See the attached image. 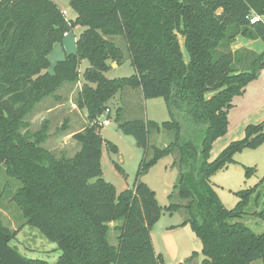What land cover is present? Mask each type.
Returning a JSON list of instances; mask_svg holds the SVG:
<instances>
[{
  "label": "trees",
  "instance_id": "trees-1",
  "mask_svg": "<svg viewBox=\"0 0 264 264\" xmlns=\"http://www.w3.org/2000/svg\"><path fill=\"white\" fill-rule=\"evenodd\" d=\"M70 5L77 13L74 20L52 0H0V162L22 184L11 200L24 212L26 224L62 251L55 263L25 257L11 245L18 229L0 218V264H165L151 234L163 207L139 176L171 153H178L176 187L187 203L168 209L186 211L183 223L202 242L201 264L264 262V233L232 221L244 215L253 190L239 192L240 201L228 209L211 182L234 162L236 153L264 144V121L248 124L243 138L210 160L214 143L229 131L234 97L264 67V50L252 71L241 72L233 68L232 51H221L218 58L215 52L220 46L227 50L238 33L264 42V21L251 23L249 18L264 15V0H70ZM76 25L84 28L76 52L48 72L49 54ZM115 36L126 42L134 68L130 76L106 74L112 69L108 60L121 65L125 59L123 48L108 39ZM83 61L89 66L77 106L86 110L89 124L73 135L80 150L58 158L41 144L44 134L20 129L37 104L65 83L79 81ZM126 87L141 88L146 100L163 97L172 119L162 125L125 119L119 108L115 120L124 134L133 136L145 153L151 129L175 134L169 145L154 147L151 160L144 156L133 188L119 193L102 177L105 141L99 128L108 102ZM188 123L205 127L200 144L185 139ZM257 215L264 219V210ZM111 230L117 234L116 245L110 241ZM197 256L195 252L186 262Z\"/></svg>",
  "mask_w": 264,
  "mask_h": 264
},
{
  "label": "rangeland",
  "instance_id": "rangeland-1",
  "mask_svg": "<svg viewBox=\"0 0 264 264\" xmlns=\"http://www.w3.org/2000/svg\"><path fill=\"white\" fill-rule=\"evenodd\" d=\"M52 1L62 10H67L69 18L73 20L76 18L77 13L72 9L70 0ZM82 31L83 27L76 25L69 32V36H65L62 42L55 44L48 56L50 61L48 72L53 73L58 61L64 59L67 54L76 52V41ZM179 37L185 59H187L188 54L184 48V39ZM108 39L115 41L117 45L123 48L125 59L121 65L108 60L107 62L112 66V69L106 73L107 76L115 78L132 75L134 68L131 65L124 38L115 36ZM244 39L245 37L238 33L227 50H224L222 46L219 47L215 52V58L222 54L221 51L225 53L230 50L234 54L232 65L237 72L252 71L253 67L255 68L254 59L264 50V42L258 39L257 43L250 46L251 48H239V43ZM86 65L89 66L88 61H84L80 66L81 77L79 81L70 85L65 83L56 94L47 97L36 105L34 111L24 119L25 126L20 129L23 134L27 132L28 134L39 132L44 134L41 144L58 158L73 157L80 150L79 143L73 139L72 130L69 131V129L72 127V121L76 124L75 131L81 127L82 119L87 120L86 111L81 110L83 117H79L76 108L74 110L76 116H72L73 113L70 114L69 112L73 103L77 106L79 93L85 84L83 71ZM259 71L261 72L260 75L245 85L243 93L234 97L233 108L229 114V131L214 143L211 159H215L231 141L243 137L244 125L264 121V67ZM128 88L130 87L123 90V97L126 96L125 90ZM117 94V99L114 97L108 102L112 112L109 116L106 114L101 117V122L106 117L110 118L112 125L106 127L102 124L99 133L105 141L101 159L102 177L112 183L120 193L126 188H133L144 156L146 155L147 161L151 160L154 147L163 148L169 145L174 139L175 132L151 129L149 150L145 153V150L137 145L133 136L126 135L121 131L118 122L115 120L118 109L123 105L120 100L122 98L121 91ZM123 114L127 118L152 120L158 125L172 119L171 110L163 97L142 99L140 104H135L131 109L125 110ZM186 131L185 139L193 138L196 143L200 144L205 133V127L195 128L188 123L186 124ZM34 139L36 137H32V140ZM113 145L117 149L112 148ZM177 156L178 153L177 155L171 153L162 156L148 170L140 174L139 180L147 183L153 189L158 204L163 207V213L152 227L151 234L154 248L161 255L164 263L181 264L183 262V264H189L185 260L195 252L198 253V256L190 261L200 263L203 259L202 242L191 226L183 223L187 217L186 211L184 209L173 211L168 209L171 204L187 203L180 198L176 187L180 176ZM247 168L252 171L247 173ZM211 182L220 202L228 209L236 207L240 201L239 192L248 189L253 190V195L245 208L244 215L232 221L243 223L256 234L264 233V219L257 215L264 210V144L257 148H246L242 152L236 153L234 162L227 169L215 173ZM21 185L19 180L8 174L7 166L0 162V218L6 226L14 230L18 229L11 245L27 258L55 263L62 253L58 244L45 237L38 228L26 224L27 219L24 212L11 200ZM116 235V232L111 230L113 241H115ZM253 264L264 263L262 260H257Z\"/></svg>",
  "mask_w": 264,
  "mask_h": 264
},
{
  "label": "crops",
  "instance_id": "crops-1",
  "mask_svg": "<svg viewBox=\"0 0 264 264\" xmlns=\"http://www.w3.org/2000/svg\"><path fill=\"white\" fill-rule=\"evenodd\" d=\"M257 18L258 19H261V20H263L264 21V15L263 16H258L257 15ZM83 30H84V28H83ZM67 36H69V33H68V35ZM258 42V39L257 40H251V39H248V38H245L244 39V41H242L241 43H239L240 45H239V48H251L250 46L252 45V44H255V43H257ZM84 63V61L82 62V64ZM116 64V63H115ZM113 66H114V64H113ZM88 66L86 65L85 66V68L84 69H86ZM83 73H84V71H83ZM261 73V72H260ZM80 83V82H79ZM70 84H72V83H69L68 85H70ZM126 91V96L125 97H123V92L124 91H121V96H122V98L120 99L121 100V103L123 104L120 108L122 109V114L125 112V110H128V109H131V107H134V105L135 104H140V102H142V99H144V97H143V94H142V91H141V88H138V89H132V88H128V89H126L125 90ZM117 95L118 94H116L115 95V98L117 99ZM46 99V98H45ZM44 99V100H45ZM43 100V101H44ZM41 103V102H40ZM39 103V104H40ZM38 105V104H37ZM110 106V105H109ZM75 108L76 109H78V114H79V117H83V115H82V111L81 110H83V109H79L77 106H76V104H72V108L70 109V114L71 113H73V115L72 116H76V113H75ZM110 109H111V107H110ZM48 111H50V110H48ZM83 111H86V110H83ZM112 112V109L110 110V113ZM69 114V115H70ZM86 115H87V112H86ZM124 115V114H123ZM125 119H133V118H127V117H125V116H123ZM86 118H87V116H86ZM74 119H75V117H74ZM83 120V122H81V127L80 128H77V130L75 131L74 129H75V127H76V124H74L73 122L74 121H72L71 122V125H72V127H70V129H69V131H71L72 133H71V136L73 137V135H74V133H76V132H79V131H82L88 124H89V121H88V119L87 120H85V119H82ZM103 122V121H102ZM102 122H101V118H100V123H101V125H102ZM259 123V122H258ZM248 124H256V123H248ZM247 124V125H248ZM112 125V122L108 125V126H106V127H109V126H111ZM247 125H244V127H243V129H242V134H244L245 135V128H246V126ZM244 135H243V137H244ZM242 137V138H243ZM241 139V138H240ZM232 142V141H231ZM80 145V144H79ZM80 148H81V145H80ZM224 148V147H223ZM216 156V155H215ZM215 156H213V158H215ZM210 160L212 161V160H214V159H211L210 158ZM111 226H113V223H111L110 224ZM117 236V235H116ZM109 238L111 239L110 241H111V243H113L114 245H116L117 244V241H116V237H115V241H113L112 240V238H111V231H110V234H109ZM155 251H156V249H155ZM156 253L157 254H159L157 251H156ZM195 258V257H194ZM193 261V260H192ZM192 261H188L189 262V264L192 262ZM185 262H186V260H185ZM255 262V261H254ZM253 262V263H254ZM252 263V264H253ZM264 263V262H263ZM181 264H183V262L181 263ZM191 264H201V262L199 263V262H192Z\"/></svg>",
  "mask_w": 264,
  "mask_h": 264
},
{
  "label": "built area",
  "instance_id": "built-area-1",
  "mask_svg": "<svg viewBox=\"0 0 264 264\" xmlns=\"http://www.w3.org/2000/svg\"><path fill=\"white\" fill-rule=\"evenodd\" d=\"M62 13L66 16V17H69L68 16V11L67 10H62ZM250 21H251V23H254L258 18H257V15H255V14H252L250 17ZM68 35V33H66L65 34V36H67ZM106 114H110V108H108L106 111H105V113L103 114L104 116L106 115ZM111 123V121H110V118H108V117H106L104 120H103V122H102V124L103 125H105V126H108L109 124Z\"/></svg>",
  "mask_w": 264,
  "mask_h": 264
}]
</instances>
